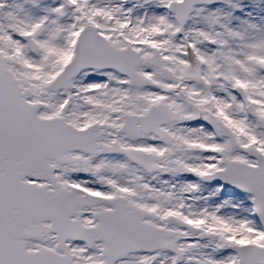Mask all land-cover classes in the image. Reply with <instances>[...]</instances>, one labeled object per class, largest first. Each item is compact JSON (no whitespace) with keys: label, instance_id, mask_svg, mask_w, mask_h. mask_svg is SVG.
I'll list each match as a JSON object with an SVG mask.
<instances>
[{"label":"snow or ice","instance_id":"6c2138e0","mask_svg":"<svg viewBox=\"0 0 264 264\" xmlns=\"http://www.w3.org/2000/svg\"><path fill=\"white\" fill-rule=\"evenodd\" d=\"M0 264H264V0H0Z\"/></svg>","mask_w":264,"mask_h":264}]
</instances>
